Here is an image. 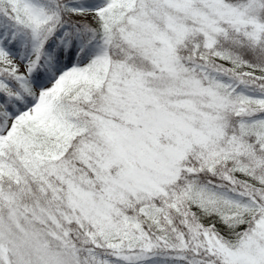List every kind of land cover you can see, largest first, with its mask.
Instances as JSON below:
<instances>
[{"label":"snow or ice","instance_id":"1","mask_svg":"<svg viewBox=\"0 0 264 264\" xmlns=\"http://www.w3.org/2000/svg\"><path fill=\"white\" fill-rule=\"evenodd\" d=\"M0 264H264V0H0Z\"/></svg>","mask_w":264,"mask_h":264}]
</instances>
